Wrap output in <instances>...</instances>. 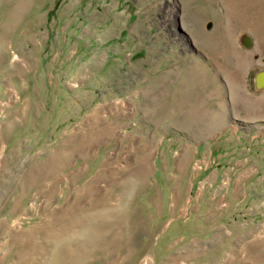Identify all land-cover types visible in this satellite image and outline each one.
<instances>
[{"label": "rangeland", "instance_id": "obj_1", "mask_svg": "<svg viewBox=\"0 0 264 264\" xmlns=\"http://www.w3.org/2000/svg\"><path fill=\"white\" fill-rule=\"evenodd\" d=\"M0 264H264V0H0Z\"/></svg>", "mask_w": 264, "mask_h": 264}]
</instances>
